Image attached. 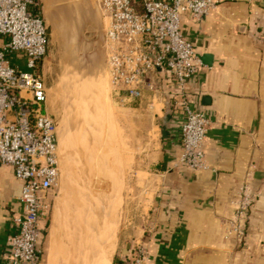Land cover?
<instances>
[{"label":"crops","instance_id":"crops-1","mask_svg":"<svg viewBox=\"0 0 264 264\" xmlns=\"http://www.w3.org/2000/svg\"><path fill=\"white\" fill-rule=\"evenodd\" d=\"M182 22L199 60L188 100L211 120L204 145L209 169L175 167L182 151L184 113H176L172 80L162 69L159 86L168 110L159 115L163 147L159 185L143 235L149 251L146 264H264V0H220L202 22L187 16ZM50 26L58 43L53 15ZM58 98L62 112L64 96ZM53 104L49 93V112L56 119ZM245 184L256 202L248 212L245 237L239 241L228 232L227 220ZM21 190L14 170L0 166V264H7L14 220L24 214ZM52 222L50 244L59 236ZM95 245V257L88 261L85 251L84 264L101 263V245ZM128 255L123 252L114 262L125 261Z\"/></svg>","mask_w":264,"mask_h":264},{"label":"built area","instance_id":"built-area-1","mask_svg":"<svg viewBox=\"0 0 264 264\" xmlns=\"http://www.w3.org/2000/svg\"><path fill=\"white\" fill-rule=\"evenodd\" d=\"M109 26L105 32L107 73L116 94L141 101L146 90L162 98L159 72L165 69L174 87L176 113L183 112L182 151L175 167L208 170L204 152L211 120L188 100L198 74L195 43L183 30V16L196 23L214 11L220 0H97ZM41 0H0V166L11 167L22 183L24 214L14 220L7 264H42L45 228L53 209L50 196L60 183L58 124L48 108L43 63L49 49ZM25 61L26 71L13 63ZM227 220L239 241L246 233L248 212L256 197L242 188ZM142 243L124 264H146Z\"/></svg>","mask_w":264,"mask_h":264},{"label":"rangeland","instance_id":"rangeland-1","mask_svg":"<svg viewBox=\"0 0 264 264\" xmlns=\"http://www.w3.org/2000/svg\"><path fill=\"white\" fill-rule=\"evenodd\" d=\"M52 1L65 41L58 44L55 22L59 39L49 45L43 70L52 88L61 178L50 196L53 209L47 217L49 223L56 219L59 236L50 244L49 225L43 239L44 264L50 253L47 264H84L85 251L91 261L95 244L101 245L99 239L108 229L116 241L113 262L127 251L128 259L143 243L159 185L163 147L159 117L168 107L150 90L135 102L114 91L102 41L109 19L97 0ZM75 18L85 22L76 24ZM12 61L27 70L24 60L17 62L13 56ZM58 94L64 96L62 112L58 111ZM103 238L105 248L107 239Z\"/></svg>","mask_w":264,"mask_h":264},{"label":"bare ground","instance_id":"bare-ground-1","mask_svg":"<svg viewBox=\"0 0 264 264\" xmlns=\"http://www.w3.org/2000/svg\"><path fill=\"white\" fill-rule=\"evenodd\" d=\"M44 11H45V14H46V17H48V19L50 20V18L52 17L53 13H52V3L50 0H45V6H44ZM56 37V35H55ZM59 39V38H58ZM55 40V39H53ZM56 41V40H55ZM100 52V51H99ZM97 55V54H96ZM91 63V62H90ZM96 164V163H95ZM92 165V164H90ZM97 167V166H96ZM94 186V185H93ZM60 205V202L58 203V207ZM59 213V212H58ZM57 217V216H56ZM56 220V219H55ZM54 220V221H55ZM60 221V219H59ZM58 221V222H59ZM55 223V222H53ZM57 224V221L56 223ZM60 224V223H59ZM108 228H110L109 224L107 225ZM110 232V229H108L106 231L105 234H103V237L105 236L106 239H107V243H106V246L105 248L103 247L104 244H103V241L102 239L104 240L103 237H101V246L99 247V251H100V255H101V263L100 264H112L113 263V257H114V253H115V249H116V246H115V242H113V238H112V234L109 233ZM115 237V236H114ZM103 245V246H102Z\"/></svg>","mask_w":264,"mask_h":264},{"label":"water","instance_id":"water-1","mask_svg":"<svg viewBox=\"0 0 264 264\" xmlns=\"http://www.w3.org/2000/svg\"><path fill=\"white\" fill-rule=\"evenodd\" d=\"M51 1V3H53V1L52 0H50ZM56 1V3H62V1L63 0H55ZM41 3H42V12H43V16H44V20H45V25H46V27H47V29H48V32H49V41L52 43L54 40H53V29H52V27L50 26V20L46 17V14H45V11H44V6H45V0H41ZM67 10H69V7L67 8ZM79 10V9H78ZM59 11L60 12H62V6H60L59 7ZM77 11V10H76ZM81 10H79V12H80ZM52 13H53V16H54V20H55V22H56V24H57V26H58V29H59V33H60V41H59V43L58 44H60L61 43V41L62 40H64L63 38H62V32H61V27H60V25H59V23H58V21H57V18H56V14L52 11ZM75 17V16H74ZM77 18V17H76ZM76 18L74 19V21L76 22V24L78 23L79 25H83V22H85V20H81V18H79L78 20H76ZM80 20V21H79ZM93 37V34H90V35H88V37L87 38H92ZM66 40H68V36L66 37ZM65 41V40H64ZM102 41H103V49H104V51H105V37L102 39ZM106 56V55H105ZM113 264V263H112Z\"/></svg>","mask_w":264,"mask_h":264},{"label":"trees","instance_id":"trees-1","mask_svg":"<svg viewBox=\"0 0 264 264\" xmlns=\"http://www.w3.org/2000/svg\"><path fill=\"white\" fill-rule=\"evenodd\" d=\"M161 129H162V128H161ZM162 131H163V129H162ZM49 225H50V223L47 221L46 224L44 225L45 232H47V230H48V228H49ZM114 264H124V262L121 261V260H116V261L114 262Z\"/></svg>","mask_w":264,"mask_h":264},{"label":"flooded vegetation","instance_id":"flooded-vegetation-1","mask_svg":"<svg viewBox=\"0 0 264 264\" xmlns=\"http://www.w3.org/2000/svg\"><path fill=\"white\" fill-rule=\"evenodd\" d=\"M49 89V88H48Z\"/></svg>","mask_w":264,"mask_h":264}]
</instances>
